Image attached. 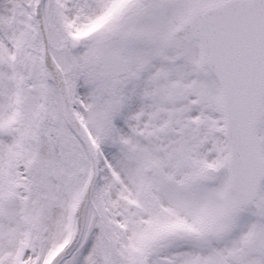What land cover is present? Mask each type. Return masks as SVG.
Segmentation results:
<instances>
[{"label":"snow or ice","instance_id":"obj_1","mask_svg":"<svg viewBox=\"0 0 264 264\" xmlns=\"http://www.w3.org/2000/svg\"><path fill=\"white\" fill-rule=\"evenodd\" d=\"M0 264H264V0H0Z\"/></svg>","mask_w":264,"mask_h":264}]
</instances>
